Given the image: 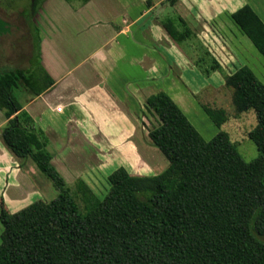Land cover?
<instances>
[{
  "label": "trees",
  "instance_id": "1",
  "mask_svg": "<svg viewBox=\"0 0 264 264\" xmlns=\"http://www.w3.org/2000/svg\"><path fill=\"white\" fill-rule=\"evenodd\" d=\"M232 18L264 55L260 15L246 4ZM163 24L180 44L196 36L182 16ZM225 81L236 112L257 113L260 125L251 134L260 150L256 159L246 161L227 131L207 140L159 90L147 99L159 118L149 137L168 167L152 175L119 167L100 199L84 179L71 185L57 170L49 138L15 94L27 85L40 95L54 80L46 72H1L0 108L9 119L2 138L17 157L38 166L58 196L17 212L0 203V264H264V83L247 65L226 73ZM204 109L218 127L229 118L224 108Z\"/></svg>",
  "mask_w": 264,
  "mask_h": 264
},
{
  "label": "crops",
  "instance_id": "2",
  "mask_svg": "<svg viewBox=\"0 0 264 264\" xmlns=\"http://www.w3.org/2000/svg\"><path fill=\"white\" fill-rule=\"evenodd\" d=\"M246 4L264 21V0H42L32 20H41L39 62L54 84L37 96L27 88L21 103L49 138L52 163L66 181L82 178L95 187L99 175L108 177L119 167L140 174L146 164L147 99L155 92L169 93L187 115L194 78L202 72L191 47L181 46L165 28L167 15L183 16L193 38L210 42L224 66L237 62H226L230 74L243 64L238 31L245 34L232 14ZM0 20L9 29L5 36L28 26L26 18L24 24L2 15ZM8 121L0 108V203L17 212L36 200L48 201V187L38 166L5 144Z\"/></svg>",
  "mask_w": 264,
  "mask_h": 264
},
{
  "label": "rangeland",
  "instance_id": "3",
  "mask_svg": "<svg viewBox=\"0 0 264 264\" xmlns=\"http://www.w3.org/2000/svg\"><path fill=\"white\" fill-rule=\"evenodd\" d=\"M41 1L42 0H0V15L7 17L8 20H12L13 24H15V22H21L24 24L23 21L25 18L27 19L25 21L28 22L27 27L26 25H22L23 28L19 29V31L24 29L27 30H24V33L19 34V31L16 30L18 33H11L8 34V36H5V33H9V29L6 27L7 23L0 20V34L4 35V37H2L3 39H0V73L11 69H21L26 71L28 74L42 73L39 62L40 30H42L41 20H32L33 9L36 6H39ZM32 3H34L33 6ZM177 16L181 15L178 13H176V15H172L171 13V15H167L165 19L168 17ZM238 32H240L244 38L242 51L239 53V59L241 61L240 63L243 64H238L236 69L247 65L254 71L260 81L264 83V55L260 53L248 36L243 34L240 30ZM191 40H188L189 42L185 41L182 44L179 43L183 47H191V51L195 57L194 62L197 66H199L202 72L201 77L197 76V78H194L195 84L193 89L195 92L192 91L194 103H191L190 105L188 104L189 107L187 108L189 111H191L190 109L192 107L195 106V108L191 112L187 111L189 119L207 140L212 139L222 130L227 131L230 134L232 141L236 143L242 157L246 161H252L256 159L260 154V150L257 142L252 138L251 134L260 125L257 113L254 109L237 113L233 104V89L226 85V81L223 83L220 82L222 77L226 79V73L231 71L228 65H226V62H232V64L235 65L237 62L235 63V61L229 60L225 61V66L228 69L225 70L224 61H220V59L212 52L214 47L210 42L207 46L202 44L198 37H192ZM190 42L192 45L189 44ZM198 61H200V63H198ZM215 63H218L220 67L217 69H212V65ZM215 71L219 72V79L212 76ZM178 73V76H180L181 72L179 71ZM199 83H204L207 85L201 87V84ZM27 88L31 89L25 85L15 90V94L21 102H24L26 96L28 95ZM187 95H191V92L188 91ZM204 106L224 108L228 113V120L221 127H218L213 119L206 113ZM158 124V116L154 113V111L149 109L147 111L145 123L146 164L144 169L138 175L159 174L163 172L169 165V161L166 156L151 142L149 137L150 130L156 127ZM99 176L101 177L98 178V180L94 183L95 187H92L90 184L89 186L94 190L100 199H104L109 193L111 185L108 177H106L105 174H101ZM41 178L44 180V184L48 187L46 190V199L50 201L57 197L58 191L55 188L53 182L42 171ZM72 184L74 183H71V185ZM53 228L56 231L57 225H53ZM2 231L3 225L0 220V242Z\"/></svg>",
  "mask_w": 264,
  "mask_h": 264
},
{
  "label": "flooded vegetation",
  "instance_id": "4",
  "mask_svg": "<svg viewBox=\"0 0 264 264\" xmlns=\"http://www.w3.org/2000/svg\"><path fill=\"white\" fill-rule=\"evenodd\" d=\"M34 5V3H32V6Z\"/></svg>",
  "mask_w": 264,
  "mask_h": 264
}]
</instances>
